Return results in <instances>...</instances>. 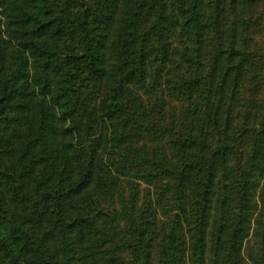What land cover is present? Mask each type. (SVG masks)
<instances>
[{
	"label": "trees",
	"instance_id": "16d2710c",
	"mask_svg": "<svg viewBox=\"0 0 264 264\" xmlns=\"http://www.w3.org/2000/svg\"><path fill=\"white\" fill-rule=\"evenodd\" d=\"M0 264H264V0H0Z\"/></svg>",
	"mask_w": 264,
	"mask_h": 264
},
{
	"label": "rangeland",
	"instance_id": "374dc122",
	"mask_svg": "<svg viewBox=\"0 0 264 264\" xmlns=\"http://www.w3.org/2000/svg\"><path fill=\"white\" fill-rule=\"evenodd\" d=\"M249 242H250L249 245L251 246V245H252V244H251V243H252V239H250Z\"/></svg>",
	"mask_w": 264,
	"mask_h": 264
}]
</instances>
